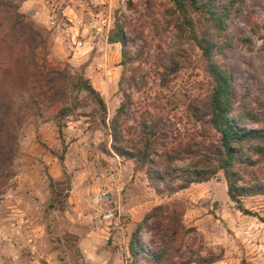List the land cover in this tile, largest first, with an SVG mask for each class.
<instances>
[{
	"label": "rangeland",
	"instance_id": "rangeland-1",
	"mask_svg": "<svg viewBox=\"0 0 264 264\" xmlns=\"http://www.w3.org/2000/svg\"><path fill=\"white\" fill-rule=\"evenodd\" d=\"M66 2L78 15V31L55 55L51 32L45 28L47 64L67 67L91 81L106 103L107 125L121 103L130 101L125 123L137 132L145 119L149 124L159 117L182 135L199 132L200 124L189 110L213 86L194 39L208 26L205 14L189 10L191 27L183 23L175 0ZM93 22L96 26H91ZM66 24L76 26L70 20ZM118 32L124 43L110 41ZM78 41L84 46L78 47ZM214 41L213 60L231 75L234 111L246 105L260 116L258 123L241 127H263L264 0H238L227 28ZM78 97L80 105L73 113L57 116L59 103L43 116L28 118L19 131L14 174L0 193V264H132L131 233L153 207L174 199L185 207L183 223L194 229L184 238L185 255L196 260L214 258L216 264L226 258L233 264H255L242 258L248 247L241 238L256 228L245 219L264 223L260 219L264 197L249 204L244 203L249 196L243 197V206L258 214L244 217L248 214L228 196L222 170L169 196L159 192L144 171L136 170L132 159L112 149L98 103L84 91ZM175 165L186 167L183 161ZM160 189L164 190L163 184ZM105 190H110V201L97 204L95 199ZM107 207L116 212L112 223L101 217ZM150 223L144 224L138 240L152 254L159 243L152 242Z\"/></svg>",
	"mask_w": 264,
	"mask_h": 264
},
{
	"label": "trees",
	"instance_id": "trees-1",
	"mask_svg": "<svg viewBox=\"0 0 264 264\" xmlns=\"http://www.w3.org/2000/svg\"><path fill=\"white\" fill-rule=\"evenodd\" d=\"M23 1L0 0V193L14 174L19 131L28 118L43 116L59 103L62 106L57 116H67L80 105L78 94L84 91L98 103L101 123L107 125L106 103L91 81L73 74L67 67L48 66L49 33L20 10ZM237 2L175 0L185 25L193 27L189 10L205 14L208 22L200 35L194 34L213 83L209 95L189 110V116L200 124L199 132L182 135L178 129H172V124H163L162 117L149 124L145 119L137 132L125 123L130 101L121 103L107 126L112 149L119 156L132 159L136 170L144 171L150 185L159 192L166 191L169 196L194 182L208 181L222 170L228 196L237 208L244 214L258 216L243 206L242 198L264 195V168L261 166L264 126L241 127L242 123H258L260 116L246 105L239 112L234 111L230 72L212 57L214 38L227 28ZM110 41L124 43V38L118 32ZM176 161L185 162L186 167L176 166ZM160 184L164 190L160 189ZM184 213L182 202L175 199L153 207L131 233L128 248L132 264L140 260L148 264L214 262V258L196 260L192 255H185L184 238L194 229L183 223ZM148 221L151 223L147 230L154 237L152 242L159 243L152 254L147 253L138 240L139 232Z\"/></svg>",
	"mask_w": 264,
	"mask_h": 264
},
{
	"label": "crops",
	"instance_id": "crops-1",
	"mask_svg": "<svg viewBox=\"0 0 264 264\" xmlns=\"http://www.w3.org/2000/svg\"><path fill=\"white\" fill-rule=\"evenodd\" d=\"M25 0L21 3L20 10L32 17L38 24L48 29L54 41L53 52L55 55L60 53L61 49L67 46L70 37L74 38L78 31V15L71 8L72 5L66 0ZM60 3V4H57ZM73 21L76 26H67L66 21ZM96 23H91V26ZM136 183V180H135ZM264 195L249 196L244 199L245 204L254 203L256 199L263 198ZM258 201V200H257ZM216 207L217 203H213ZM246 206V205H245ZM258 206V208H263ZM249 215H244V217ZM246 222H252L256 228L248 231V234L242 236L241 240L243 245L248 247L246 252L243 253L247 260L255 264H264V223H257L252 219H245ZM201 224H199L200 226ZM201 228V227H200ZM244 251V249H242ZM226 251V257H228ZM262 260V261H261ZM221 264H233L229 259L220 260ZM216 264V263H212Z\"/></svg>",
	"mask_w": 264,
	"mask_h": 264
},
{
	"label": "built area",
	"instance_id": "built-area-1",
	"mask_svg": "<svg viewBox=\"0 0 264 264\" xmlns=\"http://www.w3.org/2000/svg\"><path fill=\"white\" fill-rule=\"evenodd\" d=\"M76 43L78 47L84 46V43L82 41H78ZM115 179H116L115 175H112L111 177L112 182L115 181ZM95 201L97 204H101V203L107 204L110 201V190L103 191L102 194L95 199ZM91 216H92V213L89 212L87 214V217H91ZM101 217L102 219L107 220L110 223H112L117 218L115 210L110 207H107L102 211Z\"/></svg>",
	"mask_w": 264,
	"mask_h": 264
}]
</instances>
